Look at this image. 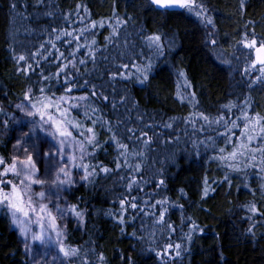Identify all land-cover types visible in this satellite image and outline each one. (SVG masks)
Listing matches in <instances>:
<instances>
[{
	"label": "snow or ice",
	"instance_id": "6c2138e0",
	"mask_svg": "<svg viewBox=\"0 0 264 264\" xmlns=\"http://www.w3.org/2000/svg\"><path fill=\"white\" fill-rule=\"evenodd\" d=\"M148 2L163 13L181 9L195 16L205 28V43L212 47L217 59L224 60L225 52L216 51L219 46L212 31L216 26L207 0ZM18 6L19 0H12L9 5L13 12H17L18 18L27 19L17 11ZM42 6H46V0H36L34 7ZM245 7V0H239V9L243 11ZM76 8V19H73L72 13L65 14V26L52 27L46 42L38 47L33 45L35 51L29 50L27 54L13 57L20 65L17 71L29 81L36 69L40 71L37 80L23 90L19 103L13 104L14 111L0 105V128L10 132L12 135L9 138L13 141L10 153H0V212L7 214L11 224L18 229L26 264H106L103 253L95 252L91 240L82 245L69 242L68 224L75 221L77 225H83L88 215L79 201L72 203L69 197L78 183L94 184L102 174L107 176L122 171L119 179L124 191L117 200L119 207L107 214L121 226L122 234L129 221L134 223L138 216L147 218L150 224L141 219V229L147 233L149 241L155 240L156 230L162 237H167L158 249L147 250L155 252L161 264H169L171 258L181 256L185 245L202 229L191 217H182V235L178 241H173L172 236L177 229L166 216L174 205L166 196L155 199L159 192L144 191L150 185L160 190L166 186L162 169L158 170L159 179L146 176L144 171L145 162L153 151L152 145L163 135L154 130L160 124L144 123L139 111L136 122L131 121L130 115L121 116L117 105L124 104L127 95H121L119 101H110L103 85L98 86L84 77L89 74L87 65L91 63L95 66L98 58L108 60L104 53L109 46H113L118 49V58L127 56L129 63L115 64V70L108 71L110 81L119 79L146 85L154 71V59L165 56L166 49L170 51L174 41L165 43L160 33L143 34L141 29L143 46L148 54L143 48L137 52L135 45L128 48L126 28L132 17L127 14L121 17L113 7L112 16L107 21H96L90 19V14L79 15L80 9L88 13L85 5L78 4ZM45 15L52 17L53 13L46 12ZM105 23L110 32L104 38L105 44L99 46L95 39L96 29L103 28ZM11 35L15 39L16 31ZM237 43L255 52V58L244 69L245 75L250 74L249 69L258 73L248 81L249 87L264 86V40L258 41L253 30L251 39L249 33L244 32ZM121 45L123 51H119ZM9 47H12L11 44ZM12 51L15 52V49ZM42 62L55 71L45 72ZM130 66L135 69L134 72L128 71ZM81 67L84 72H81ZM176 75L179 78L177 99L182 104L187 102L193 111L187 116L169 117L163 122L162 127L171 130L163 142H180L179 133L188 137L185 142L192 144L196 156L207 155L208 160L215 162L224 172L222 181L213 180L212 183L227 182L231 185L232 174L251 175L264 181V114L252 109L247 100L242 103L229 101L215 115L208 114L200 110L195 91L189 90L191 82L186 72L177 69ZM77 89H85V94L76 95ZM112 95H115V89ZM96 100L111 103L113 112L117 113L115 118H109L96 105ZM133 107L137 105L134 103ZM125 111L130 113L131 109L126 107ZM136 123L143 127H137ZM98 129L107 134L103 142L99 139ZM108 145L116 150L115 168L109 167L97 156L99 151H106ZM203 185L202 199L215 190L210 188L207 176ZM35 186H39L40 190L36 191ZM244 186L248 187L247 184ZM258 190L264 195V183ZM180 191L183 194V189ZM178 207L183 209V205ZM243 207L251 213L249 220L256 215L264 217L255 200ZM256 226L253 223L247 229L253 237ZM130 235L138 242L146 239L145 235L138 236L135 229ZM121 259L135 264L131 257L122 256Z\"/></svg>",
	"mask_w": 264,
	"mask_h": 264
},
{
	"label": "trees",
	"instance_id": "16d2710c",
	"mask_svg": "<svg viewBox=\"0 0 264 264\" xmlns=\"http://www.w3.org/2000/svg\"><path fill=\"white\" fill-rule=\"evenodd\" d=\"M11 2L0 0V105L9 111H14L13 104L19 103L23 90L37 80L40 71L36 69L29 81L22 72L17 71L20 65L13 58L14 55L35 51L40 43L50 38L52 27L65 26V14L72 13L73 19H76L78 4L88 9V13L80 9V16L90 14V19L96 21H107L112 16L113 7L121 17L125 14L132 17L126 28L129 34L128 48L135 45L134 50L137 52L143 48L145 54H148L143 46V34L156 32L162 35L165 43L168 40L174 41L171 50L166 49L165 56L154 59V71L146 85L119 79L110 81L108 71H114L115 64L129 63L127 56L118 58V49L113 46H109L104 53L109 57L108 60L98 58L95 66L91 63L87 65L89 74L84 78L98 86L103 85L104 93L109 95L110 101H119L121 95H127V101L117 105L121 116L130 115L131 121L136 122L139 111L144 117V123L160 124L154 130L163 135L152 145L153 151L145 162L144 171L146 176L159 179L158 170L162 169L166 186L160 190L150 185L144 191L159 192L155 199L166 196L174 205L166 216L177 229L172 236L173 241H178L182 235V217H191L202 229L185 245L181 256L171 258L169 264H264V217L256 215L249 220L251 213L243 207L255 200L257 207L264 212V195L258 190L264 181L251 175L245 177L232 174L231 185L227 182L212 183L213 180L222 181L224 177V172L217 164L209 161L203 153L196 156L192 144L185 142L188 137L182 133H179L180 142L164 143L171 130L162 127L169 117H184L193 111L187 102L182 104L177 99V69L186 72L191 82L189 90L195 91L200 110L215 115L229 101L242 103L247 100L252 109L264 114V86L248 85L250 78L258 73L249 69L250 74H244V69L255 58L254 51L237 43L241 41L244 32H248L251 39L253 30L258 41L264 40V0H245L243 11L239 9V0H207L216 26L212 30L219 46L216 51L225 52L224 60L217 59L212 47L205 43V28L195 16L184 10L163 13L150 5L148 0H46V6L40 8L34 7L36 0H19L17 11L27 19L17 17V12L9 7ZM46 12L53 13V16L48 17ZM141 29L144 30L143 34ZM14 31L15 39L11 35ZM109 32L107 23L103 28L96 29L95 39L99 46L105 44L104 38ZM123 50L121 45L119 51ZM42 67L45 72L55 71L43 62ZM80 70L85 71L83 67ZM128 71L134 72L135 69L130 66ZM85 91L77 89L75 94L83 95ZM95 103L109 118H115L117 113L113 112L111 103L100 100ZM134 103L137 107H133ZM126 107L131 109L130 113H126ZM136 126L143 127L139 123ZM98 131L99 139L103 142L107 134L103 130ZM11 135L0 128V153L11 152ZM97 156L100 161L115 168L113 160L116 150L113 146H106V151H99ZM120 175H123L122 171L107 176L102 174L94 184L78 183L74 186L69 200L72 203L79 201L88 215L83 225H77L75 221L68 224V240L81 245L91 240L95 252L103 253L106 264H129L127 259H121L122 256L131 257L135 264H161L155 252L147 249H158L167 237H162L160 231L156 230L155 240L149 241L147 233L141 229V219L150 224L147 218L138 216L134 223L129 221L122 234L121 226L107 214L109 210L119 207L117 200L124 191ZM205 176L209 178L210 188L215 190L202 199ZM179 205H183V209ZM253 223L257 225L254 237L247 232ZM134 229L138 236H146L145 241L138 242L130 235ZM184 232H187V228H184ZM0 264H26L23 244L16 228L11 224L10 217L3 212H0Z\"/></svg>",
	"mask_w": 264,
	"mask_h": 264
},
{
	"label": "rangeland",
	"instance_id": "374dc122",
	"mask_svg": "<svg viewBox=\"0 0 264 264\" xmlns=\"http://www.w3.org/2000/svg\"><path fill=\"white\" fill-rule=\"evenodd\" d=\"M254 51V50H253ZM35 190L36 191H39L40 189H39V186H35ZM16 228V227H15ZM16 231H17V233H18V237H19V239H20V242H21V237H20V235H19V232H18V229L16 228Z\"/></svg>",
	"mask_w": 264,
	"mask_h": 264
},
{
	"label": "water",
	"instance_id": "95a60500",
	"mask_svg": "<svg viewBox=\"0 0 264 264\" xmlns=\"http://www.w3.org/2000/svg\"><path fill=\"white\" fill-rule=\"evenodd\" d=\"M174 11H179V10H181V9H173ZM254 56H255V52H254ZM259 67V66H258Z\"/></svg>",
	"mask_w": 264,
	"mask_h": 264
}]
</instances>
